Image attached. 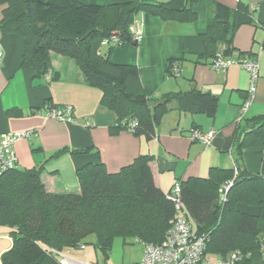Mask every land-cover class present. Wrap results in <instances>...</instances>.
Masks as SVG:
<instances>
[{"label":"trees","instance_id":"1","mask_svg":"<svg viewBox=\"0 0 264 264\" xmlns=\"http://www.w3.org/2000/svg\"><path fill=\"white\" fill-rule=\"evenodd\" d=\"M195 2L0 0V34L22 39L19 68L33 72L32 86L52 70V53L67 57L77 65L84 83L100 92L99 105L115 114L110 132H129L133 123L131 134L150 141L171 110L213 119L219 99L199 89L192 80L187 91L154 97L144 89L140 69L112 62L111 50L115 46H102L101 41L116 36L117 46H137L129 32L137 14L143 13L144 21L154 16L162 21L192 23L196 20L192 8ZM212 6L205 31L199 35L203 51L196 63L209 61L211 66L217 54L238 60L251 58L249 52L233 47L236 30L242 25H254L249 8L239 0L235 8L221 3ZM104 47L107 49L103 51ZM180 60H167V77L180 76L172 71L174 66L179 69ZM244 122L219 147L227 152L236 146L232 167H210L206 178L187 177L178 183L186 213L197 234L206 237L205 253L223 258L239 251L244 263L252 264L253 254H260L264 236V176L248 172L241 163L243 150L258 139L264 140V115ZM88 152L89 149L71 151L76 155ZM152 161V156L139 155L117 172H108L101 161L88 162L76 170L77 193L48 192L41 180L42 166L16 167L1 173L0 226L8 229L12 241L0 256L1 264H59L56 255L48 250L79 248L91 235L106 257L117 236L124 242L135 238L140 243L160 244L179 212L167 198L170 192L163 193L155 183Z\"/></svg>","mask_w":264,"mask_h":264},{"label":"crops","instance_id":"2","mask_svg":"<svg viewBox=\"0 0 264 264\" xmlns=\"http://www.w3.org/2000/svg\"><path fill=\"white\" fill-rule=\"evenodd\" d=\"M96 1L110 4L131 0ZM237 1L196 0L192 6L196 20L192 23L162 21L150 16L144 21V37L137 46L126 44L111 50L112 62L135 65L140 69L142 85L154 97L187 91L192 80L199 89L209 91L219 99L213 119L171 110L158 127L156 137L150 141L125 130L115 134L110 132L116 122L115 114L99 105L100 92L84 83L77 65L67 57L52 53V70L32 86L33 72L19 68L22 39L17 35L0 34V136L33 132L29 138L15 143L17 168L42 166L41 180L48 192L77 193L76 170L84 164L101 161L108 172H117L137 156L148 155L153 158L155 183L167 194L175 183L187 177L206 178L210 167H232L236 146L223 152L219 148L222 141L232 138L236 128L245 125V120L264 115V0H239L251 11L254 25H242L236 30L233 47L239 52H249L259 65L255 99L244 115L240 112L249 88L248 72L231 66L221 73L213 70L209 61L196 63V58L203 51L199 35L205 31L212 15V5L221 3L235 8ZM172 58L181 59L179 77L184 69L187 75V85H176V89L169 85L165 73L166 62ZM183 62L187 63L186 67ZM54 75L57 77L52 80ZM66 105L72 107L74 122L46 117L50 106ZM175 106V103L171 105ZM191 128L203 133L213 130L215 145L206 147L192 140ZM83 149H89V152L71 153ZM62 150L66 151L59 153ZM241 164L248 172L264 176L263 139L243 150ZM11 243L8 229L1 226L0 256ZM263 257L253 254L252 263L264 264Z\"/></svg>","mask_w":264,"mask_h":264},{"label":"built area","instance_id":"3","mask_svg":"<svg viewBox=\"0 0 264 264\" xmlns=\"http://www.w3.org/2000/svg\"><path fill=\"white\" fill-rule=\"evenodd\" d=\"M144 15L139 13L133 19L130 25L129 32L134 41L140 43L144 37ZM119 40L116 36H111L108 39L101 41L102 46H117ZM1 58V52H0ZM231 66H238L246 70L249 74V88L247 91V98L244 100L241 107V115H244L251 104L254 102L256 87L259 78V65L253 58H223L217 54L212 62V69L221 73H225ZM172 71L175 76H178L180 70L174 66ZM46 117L57 121L74 122L72 107L59 106L49 107L46 112ZM134 124H130L129 132ZM33 132L23 131L16 133H6L0 136V174L16 168L18 158L15 151V143L20 139H27ZM190 137L206 147L212 146L215 138L213 130L206 133L197 130L190 131ZM228 188L225 187V190ZM180 185L175 183L168 199L174 203L175 209L179 214L173 221L172 225L165 233L163 241L158 245L141 243L142 255L141 260L137 264H247L244 263L245 259L239 251H233L225 257L212 256L215 259L209 258V254L205 253L206 237L203 234H197L196 226L185 211L183 204L179 198ZM223 194V193H222ZM223 198V196L221 197ZM84 249V245L79 247ZM56 255L59 264H88L79 261H74L63 256L62 252H54L48 250ZM259 252L264 256V236L262 238V245Z\"/></svg>","mask_w":264,"mask_h":264},{"label":"rangeland","instance_id":"4","mask_svg":"<svg viewBox=\"0 0 264 264\" xmlns=\"http://www.w3.org/2000/svg\"><path fill=\"white\" fill-rule=\"evenodd\" d=\"M106 48H102V50L104 51ZM183 63L186 67L187 63ZM185 70L186 69H184L182 77H168L169 85L173 86L175 89L176 85H187V80L185 81V77L187 76ZM81 244L84 245V249H64L62 251L63 256L74 261L88 264H137L141 260L142 246L140 241L135 238L126 239L124 242L123 238L119 236L114 237L108 257L105 256L101 249L97 248L96 239L93 235L85 238ZM208 257L212 260L215 259L210 254Z\"/></svg>","mask_w":264,"mask_h":264}]
</instances>
